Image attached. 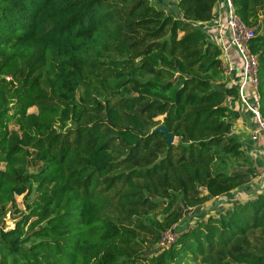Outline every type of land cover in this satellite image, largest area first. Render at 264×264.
<instances>
[{
  "label": "trees",
  "instance_id": "trees-1",
  "mask_svg": "<svg viewBox=\"0 0 264 264\" xmlns=\"http://www.w3.org/2000/svg\"><path fill=\"white\" fill-rule=\"evenodd\" d=\"M217 1L168 15L150 0H0V223L8 206L20 216L0 264H264V192L157 248L175 204L249 177L230 172L248 164L225 104L237 88H213L221 50L200 27ZM232 1L255 30L264 119V0Z\"/></svg>",
  "mask_w": 264,
  "mask_h": 264
},
{
  "label": "built area",
  "instance_id": "built-area-1",
  "mask_svg": "<svg viewBox=\"0 0 264 264\" xmlns=\"http://www.w3.org/2000/svg\"><path fill=\"white\" fill-rule=\"evenodd\" d=\"M220 14L212 17L208 23L200 27L208 39L221 50V70L229 75L236 69V65L229 56L231 50L236 52L239 64V80L236 84L237 94L242 106L251 113L254 120V129L251 140L254 144L264 139V119L260 114V95L258 93V57L250 49V40L255 30L247 27L236 13L232 0H219ZM234 205L231 204L232 207ZM194 223L182 225L176 223L159 236L157 248H168L175 243L183 232L191 230Z\"/></svg>",
  "mask_w": 264,
  "mask_h": 264
},
{
  "label": "crops",
  "instance_id": "crops-1",
  "mask_svg": "<svg viewBox=\"0 0 264 264\" xmlns=\"http://www.w3.org/2000/svg\"><path fill=\"white\" fill-rule=\"evenodd\" d=\"M218 1L213 9V17H217L220 14V6ZM229 56L232 59L231 61L233 62V64L236 65V69H234L233 72L229 75H226L224 73L222 74L224 75L222 78L223 90L230 87L237 88L236 84L238 83V80L240 78L239 67L237 66L239 64V61L237 59L236 52L231 50ZM225 104L229 109V119L233 124V130L235 131V134L240 137L239 140L242 144V149L246 156L244 159L248 162L246 166L241 167V169L237 172L247 173L249 175L253 172L258 175L256 181H247L245 185H242L240 188L232 191L231 193L226 194L225 196L220 198L211 199V201H227V206L229 207L236 201H244L246 199H250L254 195H257L259 192H264V139L261 138L259 143L257 144H254L252 142L251 133L254 129V120L251 113H249L242 106L238 96L227 97L225 100ZM252 182L253 185H250V183ZM198 218H201V216Z\"/></svg>",
  "mask_w": 264,
  "mask_h": 264
},
{
  "label": "rangeland",
  "instance_id": "rangeland-1",
  "mask_svg": "<svg viewBox=\"0 0 264 264\" xmlns=\"http://www.w3.org/2000/svg\"><path fill=\"white\" fill-rule=\"evenodd\" d=\"M150 1L155 2L158 5V7L162 8L165 11L166 14H168V15L169 14H172V15L176 14L175 13L174 0H150ZM222 74L223 73H222V70H221V73H220L219 77L213 83V88L221 89L223 87L222 78H223L224 75H222ZM36 111H37V109L35 107L30 108L28 110L29 113H33V112H36ZM10 128H15V125L11 124ZM233 132H234V135L239 139L240 137L237 134H235L234 130H233ZM176 143H177V138L174 139L173 144L176 145ZM245 157L246 156L244 155L243 158H245ZM243 158L240 160V164H242V162H244ZM245 161H247V160H245ZM244 166H246V165L243 164V165H240V167H237V165L232 166V168L230 169V172L231 173L237 172L238 170L241 169V167H244ZM257 176H258L257 174L252 172L249 175L247 180L248 181H250V180L256 181ZM250 185H253V182L250 183ZM256 197H257V195H254V196H252L250 198V200L256 199ZM33 198H34V195H31L30 198L28 199V202L30 203L33 200ZM15 204L17 205V208L19 209V211L25 212L26 206H25V198L23 196L15 197ZM227 205H228L227 201L219 202L217 200L211 201V199H210L208 202H206L205 204H203L201 206H198V207H195V208H192V209H188V208H185L181 204V202L177 203V204L174 205V208L176 210H179L182 213V219H180V221L177 222V223H179V224H181V223H194L193 226H192V229H194L196 227V221L197 220H200L202 218L203 221H204V219L206 220L209 215L217 216V213H221V212L225 211L226 209H232L233 208V206L232 207L231 206L228 207ZM4 213L5 214L3 216L2 222L0 223V230L1 231H7V230L13 228L14 223L20 218L19 215L14 213V209H12L11 206H8L4 210ZM200 216H201V218H198ZM252 234L253 233L250 232L248 234V238H249V235H252ZM148 238H150L149 235H148ZM249 239H251V237ZM145 247L146 246L144 245L142 247V249L144 250ZM148 247L150 248L151 251L155 248L154 246H151V245H148Z\"/></svg>",
  "mask_w": 264,
  "mask_h": 264
},
{
  "label": "water",
  "instance_id": "water-1",
  "mask_svg": "<svg viewBox=\"0 0 264 264\" xmlns=\"http://www.w3.org/2000/svg\"><path fill=\"white\" fill-rule=\"evenodd\" d=\"M153 132H157L165 137V143L167 146H170L174 142V136L172 133L168 131V129L164 126L157 127L153 130Z\"/></svg>",
  "mask_w": 264,
  "mask_h": 264
}]
</instances>
